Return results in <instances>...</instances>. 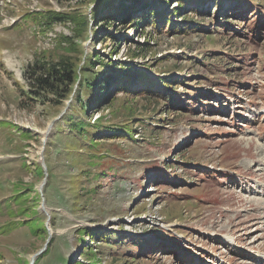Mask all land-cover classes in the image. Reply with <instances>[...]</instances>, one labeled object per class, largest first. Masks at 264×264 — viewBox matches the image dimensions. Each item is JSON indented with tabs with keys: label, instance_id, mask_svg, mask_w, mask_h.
<instances>
[{
	"label": "rangeland",
	"instance_id": "1",
	"mask_svg": "<svg viewBox=\"0 0 264 264\" xmlns=\"http://www.w3.org/2000/svg\"><path fill=\"white\" fill-rule=\"evenodd\" d=\"M99 2L0 0V264L252 263L264 248V0H201L169 28L156 15L175 0H156L153 15L136 2L134 19L111 24L94 23ZM46 11L87 16L80 53L62 41L69 22L39 24ZM113 52L101 69L95 56ZM70 56L94 60L93 75L150 81L94 90L84 72L65 99L35 94L33 62ZM70 120L90 126L79 135ZM32 211L38 235L21 223Z\"/></svg>",
	"mask_w": 264,
	"mask_h": 264
},
{
	"label": "trees",
	"instance_id": "2",
	"mask_svg": "<svg viewBox=\"0 0 264 264\" xmlns=\"http://www.w3.org/2000/svg\"><path fill=\"white\" fill-rule=\"evenodd\" d=\"M139 1L144 2V9H147L148 7H150L152 11V13L150 14L152 15L154 14L153 5L155 4L156 0H100L97 7L91 13V17L94 20V23H106V24L110 23L111 24L114 21H117V22L119 21L120 23H124L131 18L134 19V17L131 16L133 13H135V10L133 9L132 5ZM175 2L177 3L178 7L176 9H173L169 15L164 14L161 17H158V15H156V17L159 19L158 20L159 23H161V25L167 24L166 26L167 28H169V25L172 26L173 24V21L171 18L172 13L179 15V13L181 11H185L188 6H190L189 9H195L194 7L196 6V4H197V8L202 5L201 0H175ZM144 12L145 13H141L139 14V17H137V19L139 18V21L137 22V24L142 25L146 21L147 16L150 15L148 14V12L146 11ZM156 14H158V12H156ZM37 15L39 16L38 18L39 24L43 26H47V27H50L55 23L69 22L72 25L73 36L72 38L63 37L62 41L68 45L66 50L71 55L73 53H80V50H79L80 46L75 44L74 41L82 37L83 33L86 30L87 22H88L86 15H82L79 13H69V14L61 13L60 14V13H55L51 11H46L44 13H38ZM182 26L184 27L181 30H185V31L191 30V28L187 29L186 28L187 26L185 27V25H182ZM123 41L125 42L126 40L124 39ZM176 47L179 49L180 46H176ZM134 50L135 51H133V53L131 54L130 59L138 55H141V53L145 52L144 49H141V48H140L141 51L139 49H134ZM113 54H116V52H113ZM113 54H109L110 62L108 63L102 62V60L98 59L97 56H95V59L99 61L98 65L101 69H107V68L109 69V65L114 63V61L111 60V56ZM78 61H79V58L77 57L72 58V56H70V58L64 57L53 64H51L50 62L45 63L44 61H39L38 59L35 60L32 66L30 67V71L33 72L32 74L33 81H34L33 85L36 86V89H38V91H40L35 94L40 95L39 93L44 92V93H50V94L56 95L60 99H65L67 95L69 94V92H71L72 90L71 87L73 86V84L77 81H81V78L83 77L84 72L87 73L84 75L85 79H83V81H85L84 86L87 87V89H94V90H98L100 88L106 87L108 82H110L112 79H115V82L118 84L117 86H121L126 91V93H133L134 91H136L135 87L132 85V83L135 80L138 82L139 85L144 82L145 84H147V82L150 81L149 79L146 78L145 75H143V77L142 76L137 77V78L132 77V83H131L129 76H132V75L128 73V71L122 73L123 76L122 75L114 76L113 78L104 77L105 76L104 72L93 75L91 74L92 73L91 69H92V66H94V60L92 61L90 59L88 61H85L84 67L81 66L78 63ZM80 63H81V60H80ZM120 65L118 67H120ZM111 69H113V67ZM120 69H122V67H120ZM125 73H127L129 76L126 77V75H124ZM92 77H93V80L90 79ZM79 84L81 83H77V85ZM166 85H169L168 80L166 81ZM155 87L157 88V91H158V92L157 91L155 92V95H159L158 98H160L161 95L163 94L162 90L157 85H155ZM143 90H144V85H143ZM35 94H32V95H35ZM167 99H171V98L167 97ZM96 102L98 101L96 100L95 102L93 101L92 103L95 105L97 104ZM82 105L84 109H87L88 103L82 104ZM129 110L131 111V109ZM89 126L90 125L86 124L84 121L74 122L73 120H70V123H69V128L71 129V131H75V132L79 131V135H83V133L87 131V128ZM25 203L26 201H24L22 204H25ZM19 212L21 214L17 212L18 215L22 216L25 214L26 211L20 210ZM32 212H33V215L30 216L27 220L21 221V223H24V225L28 226L31 234L38 235L36 233L40 231L44 232L46 228L43 225L42 220L39 219L40 217H33L34 213L37 214L36 211L35 212L32 211ZM7 225L9 226L10 223H8ZM47 254L48 252L45 253V255ZM40 256L41 255H39V257ZM39 257L36 258L34 264H36L39 261ZM60 262L64 264H68V260L64 258H61ZM77 264H81V263L77 262Z\"/></svg>",
	"mask_w": 264,
	"mask_h": 264
},
{
	"label": "bare ground",
	"instance_id": "3",
	"mask_svg": "<svg viewBox=\"0 0 264 264\" xmlns=\"http://www.w3.org/2000/svg\"><path fill=\"white\" fill-rule=\"evenodd\" d=\"M168 53H170L169 50L166 51V52H164L162 55H167ZM162 55H161L160 57H162ZM45 133H46V132H45ZM40 186H41V185H40ZM262 264H264V263H262Z\"/></svg>",
	"mask_w": 264,
	"mask_h": 264
},
{
	"label": "water",
	"instance_id": "4",
	"mask_svg": "<svg viewBox=\"0 0 264 264\" xmlns=\"http://www.w3.org/2000/svg\"><path fill=\"white\" fill-rule=\"evenodd\" d=\"M47 135V132L45 133V136ZM44 142V141H43ZM41 253V252H40ZM38 255V254H37ZM33 257H36V255L35 256H33ZM33 257H32V260H31V264L33 263Z\"/></svg>",
	"mask_w": 264,
	"mask_h": 264
}]
</instances>
